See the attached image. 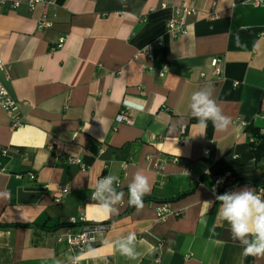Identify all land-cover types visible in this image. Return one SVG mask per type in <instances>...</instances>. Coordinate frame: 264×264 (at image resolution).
<instances>
[{"label":"crops","instance_id":"obj_1","mask_svg":"<svg viewBox=\"0 0 264 264\" xmlns=\"http://www.w3.org/2000/svg\"><path fill=\"white\" fill-rule=\"evenodd\" d=\"M183 2L55 0L34 11L27 0L0 4V57L8 66L0 82L23 123L12 129L0 107V191L11 194L0 200V264H70L74 254L57 237L78 234L85 223L108 227L91 245L97 259L80 264H264L243 256L227 222L217 223L215 199L236 182L230 191L264 195V165L245 130L264 131V5L192 0L198 13L173 38L167 21ZM42 15L50 27L38 28ZM149 45L151 58L143 54ZM216 58L219 78L211 74ZM208 85L232 118L224 132L211 121L200 129L191 115L192 93ZM124 109L133 124L115 121ZM138 169L152 184L139 214L127 202ZM109 173L119 176L125 196L119 213L105 219L90 188ZM62 188L68 193L61 196ZM162 204L167 216L159 221ZM128 232L137 236L135 260L103 244Z\"/></svg>","mask_w":264,"mask_h":264},{"label":"clouds","instance_id":"obj_2","mask_svg":"<svg viewBox=\"0 0 264 264\" xmlns=\"http://www.w3.org/2000/svg\"><path fill=\"white\" fill-rule=\"evenodd\" d=\"M124 104L129 109L142 110L140 105L127 100L124 101ZM189 109L192 117L196 119L198 127L202 130L207 129L209 121L217 132L228 130L232 124V118L224 114L220 105L213 98V89L210 85L192 93ZM121 166L127 167L126 164ZM205 171L207 174V170ZM220 182L222 181H218V183ZM120 186L119 176L109 173L102 179H98L94 188H90V198L105 219L119 213L117 205L123 202L125 196L124 191L117 190ZM151 187L150 178L143 169H138L133 174L130 183L127 184V202L136 209L138 214L145 207L143 198L150 194ZM212 191L215 194V188ZM9 199H11L9 192L0 191V200ZM215 199L220 202L217 223L222 225L223 222H227L232 238L243 245L242 255L264 258V195L251 187H244L237 191H226L216 195ZM201 222H204L203 219ZM92 243H94L93 240H88L87 250L81 249L77 255H70V264H80V260L84 257L97 259L94 255L97 249L91 246ZM103 244L109 248L114 247L120 255L131 260H135L141 255L137 251L135 232H128L126 236L114 241L104 240ZM54 264H61V261L55 259ZM105 264H107L106 261Z\"/></svg>","mask_w":264,"mask_h":264},{"label":"built area","instance_id":"obj_3","mask_svg":"<svg viewBox=\"0 0 264 264\" xmlns=\"http://www.w3.org/2000/svg\"><path fill=\"white\" fill-rule=\"evenodd\" d=\"M55 0H27L28 7L31 11H34L36 7L43 3H52ZM246 3H251L255 6L264 5V0H241ZM5 0H0V4H3ZM19 6V1H14L11 3V7L16 8ZM198 13L196 7L194 6L192 0H184V2L177 6L174 9L173 15L167 21V31L171 34L173 38H179L186 32L187 28V19L191 16H196ZM212 18H216L215 15ZM51 26V22L47 19L45 15H42L38 21V28H48ZM261 35H264V31L261 32ZM66 36L60 37L57 42V48H62L65 44ZM151 45L147 46L145 50H143V54L148 56L149 58L152 57L151 53ZM212 68V76L220 77L221 76V60L220 59H213L210 64ZM7 64L3 61L0 57V72L7 76ZM166 72V68L160 70L159 75L162 76ZM204 76V74H201ZM0 107L7 113L10 118L11 128L15 129L22 126V116L19 111V104L18 102L10 95L6 87L0 82ZM117 123H126V124H133V119L129 115L128 110H122L115 118ZM67 163H74L80 164L81 160L75 157H67L65 159ZM105 175L99 177L102 179ZM68 189L62 188L61 189V196L62 194H67ZM61 196L55 199V202L61 201ZM167 216V207L165 204L159 206L157 210V219L159 221H164ZM80 222L85 223V220L81 218ZM75 220H70L69 223H75ZM108 227L107 223H97V224H84L82 231L78 234H62L57 237V241H65L68 248L73 252L74 256L77 255L81 249L87 250L88 240H93L96 243V235L99 233L104 232Z\"/></svg>","mask_w":264,"mask_h":264},{"label":"trees","instance_id":"obj_4","mask_svg":"<svg viewBox=\"0 0 264 264\" xmlns=\"http://www.w3.org/2000/svg\"><path fill=\"white\" fill-rule=\"evenodd\" d=\"M247 135L249 137L250 150L255 157L257 164L264 165V131L259 128L253 127L251 125L245 128ZM240 182L234 183L232 186L227 187L225 190L218 191L219 194H223L226 191H230L231 188L238 185ZM182 195H179L180 197ZM71 224V223H67Z\"/></svg>","mask_w":264,"mask_h":264}]
</instances>
